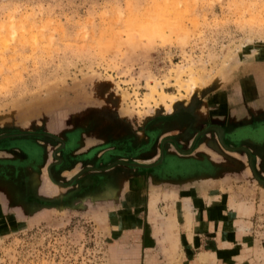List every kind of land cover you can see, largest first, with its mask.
Listing matches in <instances>:
<instances>
[{"label":"rangeland","instance_id":"rangeland-1","mask_svg":"<svg viewBox=\"0 0 264 264\" xmlns=\"http://www.w3.org/2000/svg\"><path fill=\"white\" fill-rule=\"evenodd\" d=\"M263 133L264 0H0V264H167L175 187L182 264H264Z\"/></svg>","mask_w":264,"mask_h":264},{"label":"crops","instance_id":"crops-1","mask_svg":"<svg viewBox=\"0 0 264 264\" xmlns=\"http://www.w3.org/2000/svg\"><path fill=\"white\" fill-rule=\"evenodd\" d=\"M183 187V186H181ZM183 188H186L185 186ZM177 189V190H176ZM169 190V189H168ZM174 194L172 199H167L164 195V192L161 193L163 196L162 208L167 211V214L158 213L161 219L157 222H153L154 228H156V232L161 236L160 241L163 242V249L160 248V252L167 256L166 258L169 260L167 264H182L181 254L183 251V246L181 243V239L183 240V244L189 243L191 244L194 241V234L198 232L200 228H207L211 232H215V237L217 238L219 235L214 229L213 223L207 220L209 217H216L218 215L217 208H203L201 212H198V204L192 200V196L188 195V192L184 194V196H178L179 188L170 189ZM189 190V189H187ZM187 198V204L190 206L189 212L191 214H187L184 217V201ZM200 205V204H199ZM207 205V204H206ZM156 206V204H155ZM197 211V212H196ZM223 212V211H222ZM224 217V216H221ZM190 219L188 227L186 225L187 220ZM199 228V229H198ZM190 231V233L188 232ZM197 237V236H196ZM227 241V240H225ZM207 252L205 258L200 259L198 257L199 253ZM214 257V252L210 250H200L197 253V259L203 261V263H207L209 259ZM171 259V261H170ZM191 261H187L186 264H190Z\"/></svg>","mask_w":264,"mask_h":264},{"label":"bare ground","instance_id":"bare-ground-1","mask_svg":"<svg viewBox=\"0 0 264 264\" xmlns=\"http://www.w3.org/2000/svg\"><path fill=\"white\" fill-rule=\"evenodd\" d=\"M176 64V63H175ZM187 64V63H186ZM182 64L174 65L173 71L175 72L176 76L174 77V82L180 88L183 89L184 95L176 96L175 94H170L165 92L163 89L160 88V82L155 77H151V84L150 85V92L145 93L144 97L142 98V102L138 103V106L146 107L147 109L153 108L158 104H164L166 110L170 111L172 109V105L179 100L181 97H187L192 87L195 85L201 84L202 79H200V75L193 70V64ZM183 73H187L186 78L183 77ZM166 83L169 81L168 78L165 79ZM255 135L256 133H252ZM258 136V134H256ZM264 135V133H263Z\"/></svg>","mask_w":264,"mask_h":264},{"label":"flooded vegetation","instance_id":"flooded-vegetation-1","mask_svg":"<svg viewBox=\"0 0 264 264\" xmlns=\"http://www.w3.org/2000/svg\"><path fill=\"white\" fill-rule=\"evenodd\" d=\"M170 139V138H169ZM162 155H163V153H162Z\"/></svg>","mask_w":264,"mask_h":264}]
</instances>
